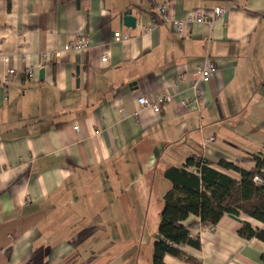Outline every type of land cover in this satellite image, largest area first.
<instances>
[{
	"label": "crops",
	"instance_id": "crops-1",
	"mask_svg": "<svg viewBox=\"0 0 264 264\" xmlns=\"http://www.w3.org/2000/svg\"><path fill=\"white\" fill-rule=\"evenodd\" d=\"M162 5L170 18L225 12L181 35L155 13ZM126 10L134 28L122 22ZM73 37L89 48L42 59ZM205 58L217 70L193 89ZM9 70L0 80V264H151L153 250L143 261L121 230L127 163L163 170L191 154L236 162L264 152V0H0V77ZM161 93L171 101L159 113L139 106V96ZM168 188L161 183L156 203ZM241 221L264 230L243 215L214 226L190 216L200 247L181 249L200 264H264V242L240 238Z\"/></svg>",
	"mask_w": 264,
	"mask_h": 264
},
{
	"label": "trees",
	"instance_id": "trees-1",
	"mask_svg": "<svg viewBox=\"0 0 264 264\" xmlns=\"http://www.w3.org/2000/svg\"><path fill=\"white\" fill-rule=\"evenodd\" d=\"M252 161L254 167L245 169L241 164ZM236 173L239 179L225 173ZM258 176L261 182H256ZM169 188L162 196V208L153 240L151 264H165L164 255L183 259L189 264H200L181 248L200 247L185 221L195 216L200 223L216 225L224 216L239 219L241 215L264 223V152L253 154L236 162L223 159L217 162L191 154L180 166L169 165L162 170ZM240 238L264 242V230L241 221L237 230Z\"/></svg>",
	"mask_w": 264,
	"mask_h": 264
},
{
	"label": "rangeland",
	"instance_id": "rangeland-1",
	"mask_svg": "<svg viewBox=\"0 0 264 264\" xmlns=\"http://www.w3.org/2000/svg\"><path fill=\"white\" fill-rule=\"evenodd\" d=\"M162 168L161 163L152 164L148 160H135V162L127 163L126 173L120 174L118 179V186L125 189L121 197L126 203V211L121 212L126 218V225L121 227V230L126 235L128 244H133L136 246L135 250L141 251L143 261H146V257L153 250L152 243L157 236V225L163 205L161 202L156 203V198L160 195L158 188L162 182L166 187L169 186L162 177ZM101 181L105 188L111 186L110 180L101 179ZM152 181L155 186L153 191L150 190L148 193L145 188L150 187ZM139 187L146 193H136ZM111 197L114 198L113 195Z\"/></svg>",
	"mask_w": 264,
	"mask_h": 264
},
{
	"label": "built area",
	"instance_id": "built-area-1",
	"mask_svg": "<svg viewBox=\"0 0 264 264\" xmlns=\"http://www.w3.org/2000/svg\"><path fill=\"white\" fill-rule=\"evenodd\" d=\"M225 12V9L221 6H215L210 14H204L202 11L193 10L185 14L181 18H170L168 15V9L166 6H158L155 9V13L161 18L163 21H171L173 28L176 32L181 35H184L188 27L196 23H211L214 19L221 17ZM115 41H123L128 39L127 34H123L120 32H114L113 34ZM89 48V42L87 38L84 37H73L70 38L64 45L62 50H57L53 53H43L42 59L49 60L51 57H59L64 52H85ZM102 60H105L103 58ZM217 70L216 63L209 59L205 58L203 62H201L197 67L198 79L193 83L192 88L195 89L200 82L209 81ZM14 74V70H9L7 73L3 74L0 77L1 82L6 83L8 77ZM24 75L27 78H34V70L32 68H27L24 71ZM138 104L143 109H149L154 113H159L161 111V105L168 103L171 101V97L168 94H158L153 100L141 95L137 99ZM180 105L183 108L189 107V103L187 101L181 100ZM76 129V127H74ZM97 133V131H96ZM256 182H261V179L258 176L254 177Z\"/></svg>",
	"mask_w": 264,
	"mask_h": 264
},
{
	"label": "water",
	"instance_id": "water-1",
	"mask_svg": "<svg viewBox=\"0 0 264 264\" xmlns=\"http://www.w3.org/2000/svg\"><path fill=\"white\" fill-rule=\"evenodd\" d=\"M122 22L126 27L134 28L136 26V18L132 15L131 10H126L122 14ZM43 70H40V76H42Z\"/></svg>",
	"mask_w": 264,
	"mask_h": 264
}]
</instances>
